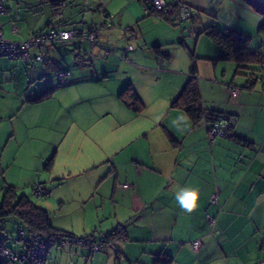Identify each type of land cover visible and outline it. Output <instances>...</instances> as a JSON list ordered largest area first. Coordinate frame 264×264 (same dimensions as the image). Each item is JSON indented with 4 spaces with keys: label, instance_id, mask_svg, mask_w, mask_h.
I'll use <instances>...</instances> for the list:
<instances>
[{
    "label": "crops",
    "instance_id": "obj_1",
    "mask_svg": "<svg viewBox=\"0 0 264 264\" xmlns=\"http://www.w3.org/2000/svg\"><path fill=\"white\" fill-rule=\"evenodd\" d=\"M184 1L199 8L203 28L239 31L248 37L250 50L264 55V31L259 30L264 23L262 0ZM5 5L0 22L4 37L11 40H25L49 28L93 26L97 30L95 44L72 39L45 45L49 59L44 63L0 58V72L6 68L0 73V98H19L26 116L57 91L30 102L51 85L40 81L35 88L28 86L23 69L38 66L42 74L53 76L68 69L60 64L65 47L80 44L74 52L85 54L89 45L92 53L89 64L79 56L74 60V66L84 71L60 89V108L69 109L68 116L35 117L19 127L28 139L51 128L58 132L54 142L65 148V168L50 171L48 178L32 184L48 183L55 190L70 180L74 195L96 202L102 211L98 226L88 222L62 230L98 239L122 227L123 235L95 253L82 246L51 247L43 264H259L258 233L264 228V64L239 65L220 59L218 45L206 33L195 41L185 38L174 13H145L141 0H40L37 10L42 16L32 13L27 19L14 16L17 11L7 0ZM107 15L112 16L109 25ZM86 16L91 18L89 23ZM12 25L18 33L12 32ZM125 28H131L135 37L126 36ZM128 44L134 48L127 49ZM38 51L33 48L31 53ZM192 74L204 111L237 118L225 136L211 139L204 116L194 124L183 109L171 105ZM82 81L95 82L92 90L97 95L91 96ZM127 84L144 103L140 114L118 99ZM25 88L26 97L20 94ZM233 88L238 90L235 96ZM10 119L0 126V137L16 135V124ZM176 186L199 190L193 212L179 207ZM213 193L217 204L210 202ZM208 215L216 219L213 227ZM198 238L202 243L194 251L191 241Z\"/></svg>",
    "mask_w": 264,
    "mask_h": 264
},
{
    "label": "rangeland",
    "instance_id": "obj_2",
    "mask_svg": "<svg viewBox=\"0 0 264 264\" xmlns=\"http://www.w3.org/2000/svg\"><path fill=\"white\" fill-rule=\"evenodd\" d=\"M9 3L11 7L13 6V10L17 11L14 16L18 14L24 19H27V16L32 13H37L39 16H42V12L37 10V7L41 6L40 0H7V5H9ZM85 19V23H89L90 20L87 21V19L91 18L86 16ZM78 45L80 44L69 45L68 47H65L68 50H61L60 56L62 61H60V64L63 68L68 67L71 73L68 82L64 85L58 86L52 74H42L41 71L38 70V66L36 67V70H32L31 68H26L25 70L23 69L24 73L25 71L27 72L26 76L30 80L28 81V86H33L32 88H35L39 85L40 81H42L45 86L47 84L51 85L55 87L54 91H57L51 99L46 101L47 103H38L35 105V108H30L33 109L30 115H22L26 108H21L19 104L20 101L18 100L19 98L17 99L16 96L3 95L2 98H0V126L6 124V122H9L12 116L13 124H16L17 127L16 135L9 136L8 134L0 137V203L5 188L11 185L18 195L28 196L35 203V205L44 209L48 214L51 226L59 230L64 229V227L72 228L74 225L83 227V224H85V226H87L88 222H95V226H98L97 223H99V221L102 219V211L101 209H97L96 202H88L74 195L73 192H71V186L73 184L70 180L55 190L49 188L48 183H42L45 188L51 191L49 195L40 196L34 194L33 187L36 184L33 185L31 181L34 180L35 182H38L42 179H46L48 178L50 171L65 168V163L62 160L67 159L66 153H64L65 148L62 150L60 148L61 146L54 142L55 137L58 136V132L53 131L51 128L44 129L39 136L34 137L32 135V137L28 139L24 134H22L19 124L21 122L32 121L35 117H40L41 120H44V118L50 120V118H52V114L53 117L57 119H65V116H68L67 111H69V109L60 108L61 102L59 101L62 95L60 89L63 90L66 88L74 80H76L75 77L77 75L83 73L84 69L78 70V68L74 66V60L78 56L81 60L86 62L85 64H89V62L92 60V58H90L92 53L90 54L89 52V45L87 46L88 48H86L87 53L84 54L83 52L79 53V51H77L76 54L74 49ZM0 58L5 62H8L9 60L6 57ZM10 66L11 65L9 64L7 67V70L9 71L11 70ZM5 69L6 68L4 67L1 68V72L5 73ZM16 70L17 69L11 72ZM80 83L90 86H87L86 88H88V91L93 93L92 89L93 86H95L93 83L95 82L86 83L82 81ZM94 88H97L96 92H98V87ZM99 88L101 90L102 87ZM26 90L27 88L20 91V94L24 95V97L27 95L25 92ZM96 95L97 93H93L91 96ZM18 112L19 115H16ZM20 116H22V121H20ZM104 116L105 115L102 114V118ZM67 118H73V116H69ZM97 130L100 131L101 128H98ZM90 148L92 149V146ZM40 156L43 158L41 159ZM54 157L55 163L53 164ZM60 195L66 196L60 197ZM19 227L20 223L16 217L8 216L5 218H0V236L2 231H6L11 235L12 238H16ZM7 244L9 245V243ZM8 264H25V262H10Z\"/></svg>",
    "mask_w": 264,
    "mask_h": 264
},
{
    "label": "built area",
    "instance_id": "obj_3",
    "mask_svg": "<svg viewBox=\"0 0 264 264\" xmlns=\"http://www.w3.org/2000/svg\"><path fill=\"white\" fill-rule=\"evenodd\" d=\"M145 13L152 14H175V23L180 27L182 35L185 38L195 41L198 36L203 33V26L200 22V10L196 6L184 0H141ZM6 0H0V15L6 12ZM111 15H107L106 22L108 25L111 22ZM13 33H18L19 28L12 25ZM124 33L129 38H134L135 35L131 28H125ZM79 39L88 41L90 44H95L97 40V30L95 27L86 28H49L33 33L25 40H11L3 35L2 25L0 22V56L10 60H22L25 63L31 61L44 62L47 59V54L43 49L44 44L62 43L66 40ZM33 48L39 51L35 54L31 53ZM134 46L128 44L127 49L131 50ZM107 51H104L102 56H106ZM71 73L67 70H62L54 74L55 80L59 84L68 82ZM236 88L231 89L232 95H237ZM204 117L207 121L210 138L216 136H225L234 126L237 118L232 115L223 114L215 110H205ZM123 187L128 186L127 183L122 184ZM35 195L45 196L51 192L40 184L33 187ZM210 202L217 204L218 196L216 193L211 194ZM215 217L208 215L207 221L210 227L215 224ZM260 249L262 257L259 259V264H264V228L259 230ZM0 239L10 243V246H4L3 257L7 262H22L28 264H42L43 260L51 247H87L90 253L100 251L104 247L102 242H93L90 239L70 236L68 234H55L46 236L35 231H29L23 228H18L17 237L12 238L9 233L2 231ZM201 239L191 241V246L194 251H197L201 246Z\"/></svg>",
    "mask_w": 264,
    "mask_h": 264
},
{
    "label": "trees",
    "instance_id": "obj_4",
    "mask_svg": "<svg viewBox=\"0 0 264 264\" xmlns=\"http://www.w3.org/2000/svg\"><path fill=\"white\" fill-rule=\"evenodd\" d=\"M260 2L262 4V8H264V0ZM259 30L264 31V23H262ZM203 33H206L218 45L220 59L234 60L239 65L253 63V64H257L259 67H262L261 65L264 64V55H262L259 51H252L248 48L249 40L248 37L245 36V34L236 30H220L215 26H209L207 28H204ZM52 44H58V43H52ZM52 44H44V46L52 45ZM46 57L47 60L44 62L48 61L49 59L48 54ZM64 70L67 71L68 69H64ZM59 71L62 70L55 71L53 73V77L54 74ZM56 84L58 86L64 85V84H59L57 82ZM53 91H54L53 86H48L44 90H42L37 97L29 101L39 102L43 99L50 97ZM117 96L118 99L128 108H130L134 113L140 114L143 111L144 103L140 99V97L138 96L137 92L134 90L131 84H127L118 93ZM171 105L173 107H180L181 109H183L186 115L188 116V118L194 124L198 123L202 119V117L204 116V108L202 106L200 90L197 80L195 78V74H192V76L188 79L186 84L182 87V89L179 91L177 96L173 99ZM168 137L172 143L175 141L171 136L168 135ZM8 216L16 217V219L20 223L19 228H23L29 231H35L46 236H52L58 233L68 234L70 236H73L63 230L53 228L49 222L47 212L41 207L35 205V203L28 196L18 195L12 186L5 188L0 203V218H5ZM121 235H123V228L118 227L112 230L111 232L107 233L105 236H101L98 239L91 238L89 236L80 237V238H85V239L88 238L93 242H102L105 245L107 243L112 242L114 239L118 237L122 238ZM7 243L9 242L0 239V264L9 263L4 259L2 254L3 253L2 250L4 246H10V243L9 245Z\"/></svg>",
    "mask_w": 264,
    "mask_h": 264
},
{
    "label": "clouds",
    "instance_id": "obj_5",
    "mask_svg": "<svg viewBox=\"0 0 264 264\" xmlns=\"http://www.w3.org/2000/svg\"><path fill=\"white\" fill-rule=\"evenodd\" d=\"M175 199L179 207L191 213L196 209L198 199H199V190L196 188L176 186Z\"/></svg>",
    "mask_w": 264,
    "mask_h": 264
}]
</instances>
